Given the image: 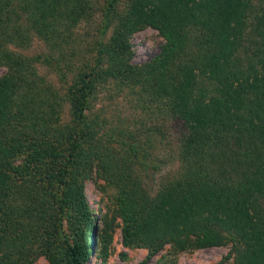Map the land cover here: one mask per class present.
<instances>
[{"label": "trees", "instance_id": "trees-1", "mask_svg": "<svg viewBox=\"0 0 264 264\" xmlns=\"http://www.w3.org/2000/svg\"><path fill=\"white\" fill-rule=\"evenodd\" d=\"M118 2L107 1L92 60L74 73L91 0H0V264L86 263L95 167L117 190L109 239L120 219L124 244L149 257L232 240L233 264H264V0ZM147 27L166 44L134 65L130 38ZM36 40L47 58L24 53ZM52 58L61 80L73 73L63 97L39 76ZM109 83L179 129V171L157 190L139 175L159 169L146 147L154 130L145 143L139 130L108 133L92 111Z\"/></svg>", "mask_w": 264, "mask_h": 264}, {"label": "rangeland", "instance_id": "rangeland-1", "mask_svg": "<svg viewBox=\"0 0 264 264\" xmlns=\"http://www.w3.org/2000/svg\"><path fill=\"white\" fill-rule=\"evenodd\" d=\"M108 0H91L95 8V14L89 21L81 23L74 31L72 48L75 49L76 58H69L74 73L83 62H89L94 55L93 46L101 34V23ZM133 0H119L118 8L126 11ZM166 44L160 33L151 27L144 28L132 34L130 45L132 48V64L143 65L157 58ZM28 56L40 55L47 58L50 53L39 41L24 52ZM69 54H72L70 51ZM74 58V59H73ZM59 66L57 59L52 58L49 66L42 65L39 68V76L45 79L59 92V96H65L67 86L73 79V73L67 74L64 80L56 74ZM63 66V65H62ZM63 68V67H62ZM6 70L0 68V77ZM93 113L98 114L107 125L105 132L111 133L118 129H127L131 132L141 133L142 142L147 140L148 130L151 131V142L147 144L150 162L159 166L158 171L153 169L146 178V173L139 172L140 177L157 190L163 184L172 180L179 171V129L171 120H165L151 114V111L143 109L133 98L127 96V92L117 93L112 83L101 89ZM63 121L70 119L69 105H63ZM157 130V131H156ZM160 131V132H159ZM128 141V140H126ZM85 196L90 211L95 219L92 231V239L88 245L92 252L85 264H233L235 261V244L232 240L215 246H207L198 249H189L177 255L171 254V245H167L161 252L149 257V250L145 247H128L123 241V223L120 219L110 231V239L106 236V223L104 217L112 215L116 209L117 190L114 186L103 180L98 174V168L84 181ZM106 238V239H105ZM92 245L93 248H92ZM32 264H49L45 256L37 255Z\"/></svg>", "mask_w": 264, "mask_h": 264}]
</instances>
